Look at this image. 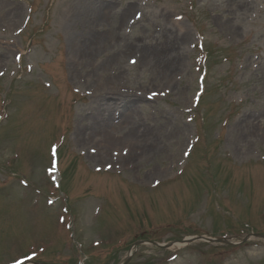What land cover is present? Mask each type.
I'll return each instance as SVG.
<instances>
[{
    "label": "rangeland",
    "instance_id": "1",
    "mask_svg": "<svg viewBox=\"0 0 264 264\" xmlns=\"http://www.w3.org/2000/svg\"><path fill=\"white\" fill-rule=\"evenodd\" d=\"M252 233L264 0H0V264H264Z\"/></svg>",
    "mask_w": 264,
    "mask_h": 264
},
{
    "label": "water",
    "instance_id": "2",
    "mask_svg": "<svg viewBox=\"0 0 264 264\" xmlns=\"http://www.w3.org/2000/svg\"><path fill=\"white\" fill-rule=\"evenodd\" d=\"M202 238H195V239H190V240H187V242H194V241H197V240H201ZM143 243V242H142ZM142 243H139V244H142ZM139 244H136V246H138ZM153 245H155V246H160V245H158V244H156V243H152Z\"/></svg>",
    "mask_w": 264,
    "mask_h": 264
},
{
    "label": "snow or ice",
    "instance_id": "3",
    "mask_svg": "<svg viewBox=\"0 0 264 264\" xmlns=\"http://www.w3.org/2000/svg\"><path fill=\"white\" fill-rule=\"evenodd\" d=\"M133 63H135V61H133ZM52 171H55V168H53ZM21 264H22V262H21Z\"/></svg>",
    "mask_w": 264,
    "mask_h": 264
}]
</instances>
